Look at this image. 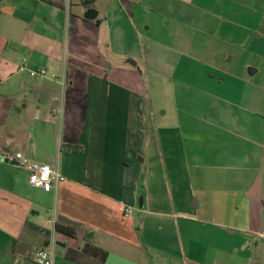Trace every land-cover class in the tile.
Instances as JSON below:
<instances>
[{
    "label": "crops",
    "instance_id": "1",
    "mask_svg": "<svg viewBox=\"0 0 264 264\" xmlns=\"http://www.w3.org/2000/svg\"><path fill=\"white\" fill-rule=\"evenodd\" d=\"M85 1L0 0V264H264V0Z\"/></svg>",
    "mask_w": 264,
    "mask_h": 264
},
{
    "label": "built area",
    "instance_id": "2",
    "mask_svg": "<svg viewBox=\"0 0 264 264\" xmlns=\"http://www.w3.org/2000/svg\"><path fill=\"white\" fill-rule=\"evenodd\" d=\"M65 7L64 10L68 15L72 5V0H63ZM83 2L85 0H82ZM20 71H24V68H20ZM32 76L44 75V71L30 72ZM6 160L9 162H15L22 164L29 171V184L33 188L41 189L45 192H51L56 190L59 184L65 181V177L59 171L58 168L52 167L49 164H41L36 162H30L23 159L21 154L16 156H6ZM124 215H130L131 209L125 207L122 209ZM264 237V235H263ZM54 241L50 247V250L39 249L36 251L34 259L36 264H54Z\"/></svg>",
    "mask_w": 264,
    "mask_h": 264
},
{
    "label": "trees",
    "instance_id": "3",
    "mask_svg": "<svg viewBox=\"0 0 264 264\" xmlns=\"http://www.w3.org/2000/svg\"><path fill=\"white\" fill-rule=\"evenodd\" d=\"M84 3H86V1H84ZM55 231L70 238H75L78 235L75 224L65 220L59 221L55 224ZM87 256L98 257L100 262H103L107 258V253L93 246L88 241L81 251L69 250L67 252V258L72 261L84 262Z\"/></svg>",
    "mask_w": 264,
    "mask_h": 264
},
{
    "label": "water",
    "instance_id": "4",
    "mask_svg": "<svg viewBox=\"0 0 264 264\" xmlns=\"http://www.w3.org/2000/svg\"><path fill=\"white\" fill-rule=\"evenodd\" d=\"M97 11L94 9H89L85 12L84 18L86 20H94L97 17ZM6 162H9V160H5ZM12 164H18L17 162H11Z\"/></svg>",
    "mask_w": 264,
    "mask_h": 264
},
{
    "label": "rangeland",
    "instance_id": "5",
    "mask_svg": "<svg viewBox=\"0 0 264 264\" xmlns=\"http://www.w3.org/2000/svg\"><path fill=\"white\" fill-rule=\"evenodd\" d=\"M218 144V143H217ZM57 235H55V233H54V238H53V234H51L50 235V237H49V240H50V246H47L45 249L46 250H50V247H51V245H52V243H53V239H54V241H56L57 242V237H56ZM54 249H55V254H56V259L58 258L57 256H59V251L61 250L59 247H58V245H57V243L56 244H54Z\"/></svg>",
    "mask_w": 264,
    "mask_h": 264
}]
</instances>
